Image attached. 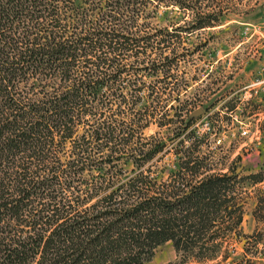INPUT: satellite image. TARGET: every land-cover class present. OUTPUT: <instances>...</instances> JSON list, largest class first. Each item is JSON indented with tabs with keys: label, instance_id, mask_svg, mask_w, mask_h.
<instances>
[{
	"label": "trees",
	"instance_id": "1",
	"mask_svg": "<svg viewBox=\"0 0 264 264\" xmlns=\"http://www.w3.org/2000/svg\"><path fill=\"white\" fill-rule=\"evenodd\" d=\"M160 8L182 9L191 26L148 32L145 22L163 18ZM225 21L216 0H0V264H142L166 241L183 260L203 262L221 237L237 232L243 212L234 190L219 184L227 176L200 172L195 164L203 159L193 149L181 167L203 179L197 186L186 181L182 189L191 190L150 196L134 190L142 165L163 146L138 142L152 117L140 74L160 71L158 54L148 52L170 46L182 29ZM179 117L182 139L199 144L190 109ZM129 158L139 178L115 190H133L138 200L114 203L115 192L101 199L104 206L78 210L108 186L106 163Z\"/></svg>",
	"mask_w": 264,
	"mask_h": 264
},
{
	"label": "rangeland",
	"instance_id": "2",
	"mask_svg": "<svg viewBox=\"0 0 264 264\" xmlns=\"http://www.w3.org/2000/svg\"><path fill=\"white\" fill-rule=\"evenodd\" d=\"M216 4L224 10V25L199 30L182 29L172 36L170 46L148 52L151 56L158 54L160 71L155 76L145 72L140 74L144 85L139 95L142 100L150 102L147 112L152 117L149 127L138 134V142L144 148L158 143L163 146L156 157L142 165L141 182L134 190L150 196L154 190H191L189 187L182 189L181 184L186 181L197 186L203 179L185 173L181 167L185 153L193 149L192 157L199 153L203 159L195 164L201 166L200 172L208 170L209 175L221 173L227 176L217 179L223 180L219 181L222 190H234L231 196L242 207V221L237 232H229L219 239L220 248L203 262L183 260L172 242L166 241L145 255L142 264H264V147H261L264 111L254 123L253 111L258 98L242 89L254 79L262 62L264 0H216ZM158 12L164 14L163 18L154 17L145 22L148 32L155 33L166 25V29H173L170 24L183 28L191 26L188 23L192 18H183L182 9L160 8ZM165 57L173 58L171 66ZM260 96L262 98L263 94ZM171 101L175 107L167 110L165 105ZM186 109H190L189 130L200 139L199 144L182 139L183 125L179 115ZM168 118L174 119L171 126L157 125ZM241 120H249L251 125L254 123L256 132L250 131L249 135L242 136L239 130ZM218 139L221 140L219 143ZM196 144L199 145L198 152L195 151ZM105 166L110 167V173L104 177L109 181L108 186L95 190L93 198L78 204V210L104 206L101 199L115 192L114 203L125 201L132 204L138 200L133 190H115L117 186L139 178L135 161L132 158L112 160ZM256 173L261 174L258 181L247 178ZM96 175L94 179H97ZM81 191L82 194L95 192ZM223 221L224 224L230 223L227 218Z\"/></svg>",
	"mask_w": 264,
	"mask_h": 264
},
{
	"label": "built area",
	"instance_id": "3",
	"mask_svg": "<svg viewBox=\"0 0 264 264\" xmlns=\"http://www.w3.org/2000/svg\"><path fill=\"white\" fill-rule=\"evenodd\" d=\"M261 59L262 62L258 68V71L256 73V76L254 77V79L252 81H250L249 83L245 84L243 86V90H245V92H249V95L256 99V104H258V106L256 105L255 109H254V113H253V122L256 123L257 121H259V117L261 116L262 112L264 111V50L261 53ZM263 94V97L261 98L260 94ZM253 123V125H251L250 121L248 120L247 122H244V120L239 121V130H240V134L242 136H247L250 134V131H253V133L256 132V127L255 124ZM258 131V130H257ZM221 140L218 139L217 143H219ZM262 182L264 183V179L262 180Z\"/></svg>",
	"mask_w": 264,
	"mask_h": 264
},
{
	"label": "crops",
	"instance_id": "4",
	"mask_svg": "<svg viewBox=\"0 0 264 264\" xmlns=\"http://www.w3.org/2000/svg\"><path fill=\"white\" fill-rule=\"evenodd\" d=\"M256 105L258 106V104H256ZM261 147H264V141H263V143H262Z\"/></svg>",
	"mask_w": 264,
	"mask_h": 264
}]
</instances>
